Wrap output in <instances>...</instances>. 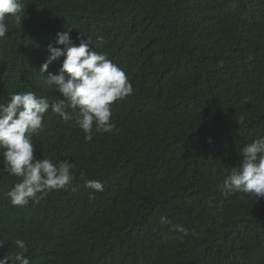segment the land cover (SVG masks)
Listing matches in <instances>:
<instances>
[{"label":"trees","instance_id":"16d2710c","mask_svg":"<svg viewBox=\"0 0 264 264\" xmlns=\"http://www.w3.org/2000/svg\"><path fill=\"white\" fill-rule=\"evenodd\" d=\"M20 2L21 25L8 18L0 39V102L22 88L55 99L40 66L69 28L73 43L87 38L119 66L133 92L111 105L118 131H93L91 141L73 121L44 115L35 156L72 162L73 180L15 208L12 223L0 195V256L19 251L21 239L31 264H264V198L220 188L239 166L237 150L264 136V0ZM91 179L104 185L94 199L84 186ZM107 241L105 254L124 251L102 261L92 249Z\"/></svg>","mask_w":264,"mask_h":264},{"label":"clouds","instance_id":"9594fccd","mask_svg":"<svg viewBox=\"0 0 264 264\" xmlns=\"http://www.w3.org/2000/svg\"><path fill=\"white\" fill-rule=\"evenodd\" d=\"M22 11L24 8L20 0H0V39L9 32L8 18L21 25ZM70 31L71 28L56 33L55 44L59 47L50 43L47 46L49 55L40 66L43 84L58 94L55 99L50 101L48 96H42L32 88H22L10 93L6 102H0V165L6 174L14 178L13 185L6 184L1 179L3 174H0V195H5L12 207L6 223L16 219L13 215L15 208L24 207L30 200H38L49 191L66 189L73 180L71 169L75 165L72 162L59 159L54 164L51 159L35 156V138L44 128V115L49 109L63 122L73 121L83 131L87 142L92 140L93 131L107 135L118 131L111 120V105L133 92L132 84L119 66L109 60L105 53L93 50L89 39H79L78 44L73 43ZM1 59L2 54L0 63ZM57 60H60L59 69L56 73L49 72V65ZM45 72L47 76L42 75ZM9 76L15 77L12 74ZM23 81L19 77L7 83L15 85ZM250 140L237 150L236 156H241L239 166L231 168L220 185L221 190L233 199H238L233 194L235 192L251 194L252 198H264V136L252 142ZM208 142H211V138ZM84 186L90 190V199L95 198V192L104 191V185L99 180H86ZM159 223L169 225L171 221L167 215H161ZM146 225V218L140 220L134 237L143 232ZM175 229L184 235L190 231L181 225H176ZM165 239L169 240L167 237ZM13 243L19 251L0 256V264H31L25 255V242L15 239ZM4 245L5 242L0 240V248ZM107 245L108 241L102 243L103 250L100 252L92 249L99 258H103L102 261L107 260L111 252L122 250L117 246L105 254ZM149 255L160 256L153 248ZM82 264L92 262L83 260Z\"/></svg>","mask_w":264,"mask_h":264}]
</instances>
